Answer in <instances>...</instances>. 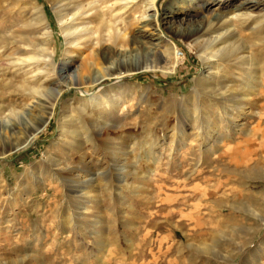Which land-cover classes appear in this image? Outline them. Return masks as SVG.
<instances>
[{
	"label": "rangeland",
	"instance_id": "1",
	"mask_svg": "<svg viewBox=\"0 0 264 264\" xmlns=\"http://www.w3.org/2000/svg\"><path fill=\"white\" fill-rule=\"evenodd\" d=\"M145 1L137 3L133 15L139 17L146 12L149 18L133 20L128 30L129 35L142 33L145 43L136 48L127 57L129 59L120 61L110 46L99 49L89 45L68 47L51 0H37L43 5L53 32L50 43L46 45V59L52 55L58 70V65L64 60L86 59L89 67L79 70L78 85L87 93L97 91L98 100L88 102L79 90L69 88L73 82L69 72L65 73L61 83L53 84L51 79L55 77L56 81L60 77L51 72L41 77L42 87L49 90H43L38 101L37 96L25 90L23 81L25 72L34 70V63L27 65L20 74L9 72L7 82H0V104L7 107L0 112L1 264H225V257L241 249L242 242L244 245L243 237L234 234L233 229L242 227V215L249 209L245 197L261 190L264 184L261 174L264 170V89L253 96L257 103H251L252 112L247 110L241 117L248 130L256 127V131L252 129L246 135V127L243 130L239 127L235 140H227L221 146L215 145L214 141V148L198 150L201 139L206 135L201 129L205 125L206 114L211 115L216 125L217 113L223 104L215 92L203 95L197 88L196 80L207 78L211 72L199 57L195 42L190 39V28L196 24L199 13L192 11V0H174V10L181 7L183 11L176 15L171 32L168 29L164 32L182 54L176 57L171 50L167 58L159 60L148 49L153 52L164 50L170 44V40L164 37L158 41L156 38L160 35L154 28L158 22L166 27L163 18L170 14L166 5L171 0L158 1L161 17L156 22L151 17L153 10ZM209 1L208 9L218 6V12L230 10L238 2ZM141 5H147V8H141ZM33 13L29 0H0V46L6 44L5 55L16 50L19 54L17 41L30 43L36 40L38 29L26 25ZM253 26V22L246 24L230 41L236 44L241 41V45L244 42L242 49L230 58L229 63L236 74L244 67L241 57L246 53L252 54L253 62L264 70V20L258 30L252 31ZM152 41L155 45L148 43ZM68 50L75 51L74 56L68 54ZM20 53L22 57L31 55L30 52ZM138 61L141 67L147 66V70L132 73ZM44 66V62L39 65L40 68ZM111 66L121 70L125 77L120 81L111 77L110 74L117 70L109 71ZM34 74L27 75L28 82H33ZM48 77H51L50 81ZM100 80L102 82L98 83ZM231 80L232 77L222 85L226 86L228 81L232 86ZM60 89L63 96L54 113L31 143L40 119L48 115L43 104ZM232 92L242 95L244 90L238 87ZM78 105L86 106L87 115L95 118L91 119L97 128L103 126L105 130L96 150L99 156L93 155L94 165L105 167L110 148L117 143L121 148L117 152V168L126 165L122 161L127 158L129 162L139 163L142 167L137 165L139 172L149 174L152 171L148 180L130 177V187L123 188L121 199L115 190L120 184L113 182V194L103 191L100 202L93 201L88 205L84 218H75L73 201L65 199L61 203V189L55 195L45 172L50 158H70L59 149L63 140L59 120L63 107H70L68 114L71 117L66 116V126L78 128L88 123L85 114L81 117ZM11 108L16 114L10 112ZM125 146L131 150L128 156L131 160L124 155L128 151ZM100 155L103 161L97 160ZM138 156L142 157L141 162ZM72 159V166L81 165L74 160V155ZM248 183L252 184V192L246 190ZM132 189L138 191L132 192ZM209 190L211 192L207 195ZM224 191L231 193L228 198ZM229 203H236V209L231 211L227 207ZM225 205L224 214L220 215V208ZM89 220L93 222L87 223ZM95 220L101 221L99 231L105 241L102 253L93 234ZM263 236L264 229L254 236L252 244L246 247L247 251L255 252L254 247ZM242 258L239 255L234 264H241ZM250 264H264V254L260 261Z\"/></svg>",
	"mask_w": 264,
	"mask_h": 264
},
{
	"label": "bare ground",
	"instance_id": "2",
	"mask_svg": "<svg viewBox=\"0 0 264 264\" xmlns=\"http://www.w3.org/2000/svg\"><path fill=\"white\" fill-rule=\"evenodd\" d=\"M29 1L30 4L32 5L34 16L33 17L31 16L29 23L27 22L28 24L26 23V25H28L29 27L28 26L26 27L38 29L39 34L36 36V40H34L33 42L31 40L30 43H28L26 40L25 41L20 40V42L16 40L19 48V54L17 52L18 50H16V52L14 51L8 54L10 56L7 57L8 55H5L6 44L4 46H0V82H2L3 84V81L7 79V75L9 72L20 74L21 70L24 69L27 65L29 64L33 65L34 63L33 66L34 70L30 72L29 71L25 72L23 81L24 83H26L27 89L25 90H29L30 94H32L33 96H37L36 98L38 99V101L41 100L42 98L41 97L43 94L42 91L49 90L48 88L44 89L43 88L44 86L42 87L43 83H41V79L43 78L45 73L51 74V72H53L54 74H57L58 78L60 77V79L58 80L56 79L55 81L54 80L55 77H54L50 81L51 77H48L47 80L52 82L53 84L54 83L59 84L61 83V79H63V77L66 76L65 73L69 72L70 79L71 78L73 79V82L70 84L69 88H76L77 90H79L81 95L88 102H94V101L96 102V100H98L97 91L92 93H87L86 91L82 90L81 87L78 85L79 84L78 79L80 76L79 70L84 68L87 69V67H89L88 65L89 63L87 62L86 59H80V60H77L75 58L73 59L72 57L74 56L73 54L75 51L68 50L67 53L73 55V56H69L68 58H72V59L64 60V62H62L61 65H58L60 66L59 70L57 69V65L54 62L52 55L51 56L49 55L48 59H46L47 58L46 52L48 51L46 45L50 43L53 32L50 23L46 17L43 5L38 3L37 0H29ZM158 1L159 0H146L145 4H148V6L141 5V8H145L147 6L148 8H151L153 10V15L151 14V17L153 16V20H155V22L156 20L159 19V17H161L158 7ZM222 1L223 0H218L219 3ZM139 2L140 0H51L53 9L56 13V17L59 23V27L61 28V31L64 34L66 44L68 47L77 48V47H84L89 45V46H94V48L96 49L97 48L99 49L103 46H110L116 52L117 54L116 56L120 61H122L123 59L124 60L129 59L127 57L130 54H132V52L136 48H140L141 46H143L142 44L145 43L142 39L143 38L142 33H139V35H129L128 33V30L132 27L133 20L135 19L146 20L149 18V16L145 14L146 12L140 14L139 17L133 15L136 7L138 6L137 3ZM173 2L174 0H171L166 5V9H169L170 12V14H168L165 18H163L164 21L163 24H166V27H163L158 22L154 28V30L157 31V33L160 35L159 37L156 38L158 41L163 40V37L167 40H170V44L168 48L155 52L148 49V52L154 54L156 58H158L159 60H163L167 58V54L170 53L171 50L172 52L175 53L176 57L182 54L178 49L177 45L171 39H169L164 32L165 29H168V31L171 32L175 23L176 15L180 14L183 11V8L181 11V7H178L177 8L178 11L177 10L175 11L174 10L175 6H173L172 4ZM209 3H210L209 0H192V6H191L192 11L195 12L197 11V13H199V17L196 19V24L193 25L192 27L190 26L191 27L190 39L192 42H195L194 44L196 45V47H198L197 52H199V57L204 61L205 66L211 69L210 75L207 76V78L204 77L203 79L202 78L197 79L196 84L198 91L200 90L201 94L208 95L211 94V92H215L216 95H218L221 98L220 99L215 97V99L216 100L220 99V101H222L223 104L220 105L219 108L220 110H218L217 113L218 121L216 125L215 122L211 119V115L208 113L206 114L205 125L201 128L206 135L201 139L202 140L201 145L200 147H198V150H203L204 147H206L207 149H212L214 148L215 145L217 146L223 145L227 140L230 141L235 140L239 127H241L242 130L243 128L246 127L247 129V130L245 129L246 135H249L253 128L248 130L247 123L244 122L243 121L244 119L241 117L242 116L244 117V114L247 113L246 112L247 110L251 111L250 109L251 103L254 104L257 103L256 101L257 99L253 98L255 93L260 92L262 91V89H264V72H263L264 70H262L260 67H257V64L253 62L254 59L251 56L252 55L251 53H250L251 55H247L246 53V55H243L241 57V59H243L241 64L244 67L242 69L240 68L241 71L239 68H236L240 71V73L238 74L233 72V68L231 67L232 65H230L229 63L231 60L230 58L233 56V53H236L237 51L241 50L242 45L244 43L243 42L241 45L240 44L241 41L239 38L237 41V42L240 41L239 44H236V42L234 43L230 42L231 39L237 36L239 31H241L246 24H250L252 22L254 23V26L251 28L252 31L260 27L262 20H264V0H238L236 4L232 5V8L230 10H224L222 12H218V6L213 10L208 9ZM8 37H10V35ZM16 41L14 42L16 43ZM148 43L150 45H155V42L153 41ZM21 51L30 52L31 55L27 57L25 56L22 57L20 53ZM43 62L45 63L46 66L40 68L39 65ZM110 64L111 63H109V65ZM146 67H141L138 61L133 70L134 72L132 73H140L142 71H146L147 70ZM114 68H116L117 70L113 71V73H111L110 75L111 77L113 76L114 79L120 81V79H122L125 76L123 72L119 70L117 67L111 66L108 69L109 71L110 70L112 71ZM30 73H35L34 78L31 79L33 81L32 82L33 84L27 81L28 80L27 75ZM231 77L233 78V80L230 81L233 83L232 86L229 85L230 83H228V81L225 83L227 84L226 86L222 85V83H224L226 80H230ZM100 82H102V80L98 81V83ZM234 83H235V87H233ZM5 85L7 86L8 84L6 83ZM238 87H241L242 90H244V93L242 95L238 93L235 94L232 92V89L235 90ZM228 88H232V89H228ZM3 89L4 87L2 88V90ZM241 92L242 91H240V93ZM62 96H63V90L60 89L54 94L51 100L45 101V103L43 104L45 109L47 110L46 112L48 115L43 116L40 119L39 125L35 129V134L30 139L31 143L35 140L36 135L48 123L51 115L54 113L55 108L58 102L60 101V99L62 98ZM78 100L80 101V99ZM90 105H92V103ZM79 107H80L79 112L82 114V115L80 114L81 117H83L84 114H85L84 117L85 116L88 117V119L85 117L88 122L87 124H84L83 126L78 128L71 127V125L66 126L65 118L66 116H70L68 114L69 113L68 111L70 109L69 106L63 107L59 119L60 127L62 128V139H63L62 145L59 149L62 151L61 152L62 154L64 153V155L70 157L69 160L63 159L62 157L48 156L53 158H50V160L48 159L49 164L45 172H47V175L49 176L48 183L50 187L54 188L55 195L59 193L58 192L59 188L61 189L62 192L60 193L61 203L65 201V199H69L73 201L75 203L74 211H73L75 218H84L85 213L88 210V205L92 204L93 201L100 202V197L103 191L113 194V190L115 186V184L113 185V182H117L120 184V186L116 187L115 190H116V195L119 197V199H121L123 196L122 195L123 188L130 187L129 186L130 177H135L137 179L141 178L142 180H148L150 178V174L152 173V171H150L149 174L145 172H139L137 170L139 163H136V161L129 162L127 158H125V161H122V163L124 162L123 164L126 165H123L122 167H120V169L117 168V157H118L117 152L119 149H121L117 147V143L112 144L114 146L110 148L111 151L109 152L108 160L106 161L107 164L105 165V167L101 168L97 164L94 165L93 155L97 154L96 150L97 147L101 145L99 144V141L103 137V131L105 130H103L102 125H101L102 128L101 127L97 128L98 126H96L93 120L91 119L93 116L91 115L92 117L90 118L88 116L90 114L87 115L88 111L85 108L86 106L82 107L81 105H78V109ZM6 109L7 107H5V104L3 103L0 104V112ZM71 109H73V107ZM75 109L77 111V108ZM10 112L16 114L14 108H11ZM76 117H79V114ZM12 130H14V127H12ZM202 130L200 132H202ZM253 130L256 131L257 128L255 127ZM197 136L198 135H195L194 137ZM214 141L216 142V144ZM262 147L263 146H261V148ZM126 149L128 151L124 152V155L128 157L131 150L128 147H126ZM73 155L75 156L74 160H77L81 163L80 166H72L70 164V162L73 161L72 159ZM258 155L259 154H257V156ZM139 158H140L139 161L141 162L142 157L140 156ZM131 159L132 158H129V160ZM97 160L103 161V157L102 156L98 157ZM250 164L252 165L254 164V162ZM115 171L118 172L114 173ZM261 174L264 177V170H262ZM136 188L138 189L139 187ZM137 189L134 190L132 189V192L138 191ZM246 190L252 192V184L248 183L246 185ZM210 192L211 190H209V192L206 191V194L208 195L210 194ZM225 192L226 191H224V194H226L227 195L226 198H228L231 193H225ZM237 195H239V193ZM245 202L249 204V209L245 211L246 213L244 212L245 214L242 213L243 214L242 227L233 229V233L237 235H241L244 239L242 241L245 242L244 245L243 242L242 245H240L241 249H238L235 252L233 251L232 253L230 252V254L227 257H225L224 259L226 262L225 264H234L236 258L239 255L243 256L241 264H250L253 261H260L264 254V236L260 240L259 244L256 247H254L255 252H250L249 250L247 251L246 249L248 245L252 244L254 236L258 232L264 229V184L261 190L255 191L254 193H249L245 197ZM235 204L229 203L227 207L231 209V211L235 210L236 209ZM224 207H226V205L221 206L220 215L224 214ZM88 222H93V221L89 220L87 221V223ZM124 222L126 223L125 219ZM218 223H220V221H218ZM94 224H96V229H94L93 234L97 238V244L100 247L99 250L102 253V251H104L105 248V241L100 236L99 227L101 221L95 220ZM175 237H176V233H175Z\"/></svg>",
	"mask_w": 264,
	"mask_h": 264
}]
</instances>
